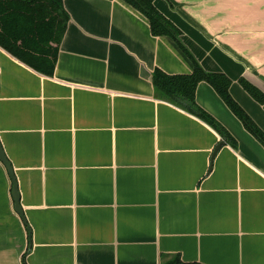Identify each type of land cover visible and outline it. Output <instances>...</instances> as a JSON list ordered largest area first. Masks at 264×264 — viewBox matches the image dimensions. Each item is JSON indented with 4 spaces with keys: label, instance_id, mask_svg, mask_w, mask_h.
<instances>
[{
    "label": "crops",
    "instance_id": "crops-1",
    "mask_svg": "<svg viewBox=\"0 0 264 264\" xmlns=\"http://www.w3.org/2000/svg\"><path fill=\"white\" fill-rule=\"evenodd\" d=\"M153 3L186 50L123 0H63L50 76L0 47V146L25 219L0 160V264H264L263 144L208 82L195 101L234 146L152 83L196 61L264 133L239 82L264 94V0Z\"/></svg>",
    "mask_w": 264,
    "mask_h": 264
},
{
    "label": "trees",
    "instance_id": "trees-1",
    "mask_svg": "<svg viewBox=\"0 0 264 264\" xmlns=\"http://www.w3.org/2000/svg\"><path fill=\"white\" fill-rule=\"evenodd\" d=\"M123 1L148 19L152 35L171 36L186 50L180 43V30L155 7L154 0ZM68 18L63 0H0V47L33 70L50 76L54 71ZM200 81H206L214 88L243 126L264 146V133L229 94L230 80L225 74L206 72L196 61L189 74L170 75L160 69L152 73V83L158 98L199 117L213 127L225 142L234 146L231 135L196 103L195 89ZM239 82L255 100L264 101V94L257 87L243 78ZM22 262L26 264L24 258ZM160 264L201 263L185 262L178 255H173Z\"/></svg>",
    "mask_w": 264,
    "mask_h": 264
},
{
    "label": "water",
    "instance_id": "water-1",
    "mask_svg": "<svg viewBox=\"0 0 264 264\" xmlns=\"http://www.w3.org/2000/svg\"><path fill=\"white\" fill-rule=\"evenodd\" d=\"M219 147H220V143L215 147V149L213 151V155L216 153V151H217V149ZM0 160L5 165L8 173H9V176L11 178V181H12V195H13V199H14L15 211L21 216V218L25 222V219H24V216H23V212H22L21 207H20V204H19V193H18L17 183H16V180H15V176H14V173H13V169L11 167V164L9 163V161L7 160V158L5 157L1 146H0Z\"/></svg>",
    "mask_w": 264,
    "mask_h": 264
}]
</instances>
